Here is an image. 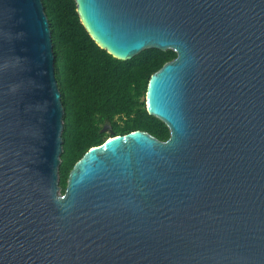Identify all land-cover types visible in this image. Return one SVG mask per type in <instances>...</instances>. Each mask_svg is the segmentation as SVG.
Returning <instances> with one entry per match:
<instances>
[{"label": "water", "instance_id": "obj_1", "mask_svg": "<svg viewBox=\"0 0 264 264\" xmlns=\"http://www.w3.org/2000/svg\"><path fill=\"white\" fill-rule=\"evenodd\" d=\"M152 75L170 138L112 135L60 188L64 107L42 0H0V264H264V0H75Z\"/></svg>", "mask_w": 264, "mask_h": 264}, {"label": "trees", "instance_id": "obj_2", "mask_svg": "<svg viewBox=\"0 0 264 264\" xmlns=\"http://www.w3.org/2000/svg\"><path fill=\"white\" fill-rule=\"evenodd\" d=\"M55 54V73L65 111L61 194L70 172L93 147L112 135L148 132L170 138L167 125L147 112L153 74L174 60L175 52L146 50L130 61L113 58L92 40L81 23L75 0H42Z\"/></svg>", "mask_w": 264, "mask_h": 264}]
</instances>
